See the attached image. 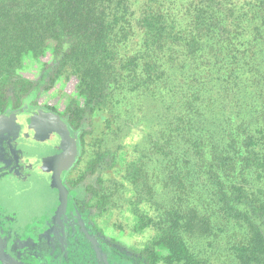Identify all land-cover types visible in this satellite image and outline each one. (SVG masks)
I'll list each match as a JSON object with an SVG mask.
<instances>
[{"label":"trees","instance_id":"trees-1","mask_svg":"<svg viewBox=\"0 0 264 264\" xmlns=\"http://www.w3.org/2000/svg\"><path fill=\"white\" fill-rule=\"evenodd\" d=\"M71 77L63 116L96 147L86 177L121 175L96 205L121 208L132 186L150 264H207L194 245L229 226L234 261L264 264V0H0V114Z\"/></svg>","mask_w":264,"mask_h":264},{"label":"rangeland","instance_id":"rangeland-1","mask_svg":"<svg viewBox=\"0 0 264 264\" xmlns=\"http://www.w3.org/2000/svg\"><path fill=\"white\" fill-rule=\"evenodd\" d=\"M49 60L50 58H47L43 61ZM40 73V66L37 65L23 71L22 76L29 80H37ZM76 87V78L64 79L56 83L50 90H44L37 98L29 99L25 106L29 110L43 109L46 111L53 108L61 119L64 117L63 114L69 100L76 93ZM2 122L5 126H1ZM63 124L66 125V123ZM0 133L2 134L0 141H3L2 149H8L12 157L16 156L13 160L19 161L22 166V169H16L14 173H6L5 176L0 173V224L4 225V228L0 229V236L7 237V241L4 239L7 242L6 247L0 248L2 251L0 264H10L5 261L10 257L13 264L26 262V259L21 258L20 253H15L11 247L15 239L28 236L31 232L37 233L44 230L48 223L65 209L69 199V194L64 190L65 179L70 172L68 179L75 184L77 181L80 183L75 187L80 188L79 193L82 191L80 196L84 197L79 198L77 205L81 211L89 213L93 228L107 243L113 257L119 261L128 259L133 264H150L149 260L144 257L143 250L153 231L149 229L139 232L134 230L136 217L132 212L130 201H128L132 200L131 196L134 194L132 186H129L130 192L127 199L122 202L121 208L108 207L106 212L101 213L96 205L99 200V194L96 192L99 193L101 189L100 181L103 180L107 183L110 179L118 180L121 175L119 176L120 171H118L117 165L114 166V163L109 162L110 168H105L102 171L97 169L94 175L89 174L86 177L87 163L93 152H96V147L90 145L86 149L83 148L81 132L69 128L67 137L62 139L48 127L23 125L17 122L14 115L5 114L0 117ZM143 135L142 130L135 129L121 140L122 145H125L123 157L126 160L131 158L130 146L140 143L143 140ZM6 136L10 137L14 149L7 145L9 139H6ZM115 146L112 145L113 149ZM111 153L113 152L111 151ZM83 180L85 181L82 184ZM258 185L264 190V178L259 181ZM76 195L78 196V193ZM132 202L136 203L137 201L133 200ZM241 239L242 230L229 226L227 232L207 237L206 242L194 245V247H206V251H202L201 256L206 257L207 264H237L227 250L231 245L240 242ZM210 240L209 248L208 241ZM39 245L42 244L38 242L36 246ZM29 263L28 261L27 264ZM200 264L206 263L202 261Z\"/></svg>","mask_w":264,"mask_h":264},{"label":"flooded vegetation","instance_id":"flooded-vegetation-1","mask_svg":"<svg viewBox=\"0 0 264 264\" xmlns=\"http://www.w3.org/2000/svg\"><path fill=\"white\" fill-rule=\"evenodd\" d=\"M41 111L56 115L53 108L46 111L43 109L29 110L27 106L18 110H10L5 114H12L15 116L18 123L27 125L25 123L26 120L23 118L21 119V115H29ZM5 114H0V117ZM60 120L66 123L67 126L64 117ZM1 126H5L4 122L1 123ZM58 135L60 136V134ZM1 136L2 134L0 133V137ZM6 137V139H9L7 145L11 149H14L15 147H12L13 144L10 137ZM0 142V173L2 176H5L4 174L6 173L16 172V169H22V166H20L21 163L17 160H13L16 156L12 157L8 149L3 150L1 146L3 145V141L1 140ZM14 152L16 153V151ZM69 175L65 179L64 190L69 194L65 209L50 221L44 230L37 233L31 232L28 236L15 239L11 248L15 253L19 252L21 258L26 259V262L22 264H27L28 261L30 262L29 264H133L128 259L119 261L113 257L107 243L102 240V237L99 236L98 232L93 228L89 219V213L81 211V208L77 205L79 198L84 197L80 196L82 194V191L79 193L80 188L75 187L77 186L76 184L80 185V183L78 181L76 184L73 183L68 179ZM84 181L85 180L81 181V183L83 184ZM76 193H78V196ZM2 228H4V225L2 226L0 224V229ZM0 238V248L2 246L5 248L7 242H5L4 239L7 237L5 236L4 238L0 236ZM38 242L42 245L36 246ZM19 248L21 249L19 250ZM1 252L0 250V254ZM10 258L5 261L6 263L13 264V260ZM21 261L23 260L21 259ZM16 263L20 264L18 262Z\"/></svg>","mask_w":264,"mask_h":264},{"label":"water","instance_id":"water-1","mask_svg":"<svg viewBox=\"0 0 264 264\" xmlns=\"http://www.w3.org/2000/svg\"><path fill=\"white\" fill-rule=\"evenodd\" d=\"M22 118L26 120L25 123L28 126L42 125V126L48 127L54 132H57L58 134H60L62 139L66 138L67 134L69 133L68 127L64 125L63 121H61L59 117L57 115H54L53 113L41 111V112L29 114V115L22 114L21 119ZM0 262L2 261L0 260Z\"/></svg>","mask_w":264,"mask_h":264}]
</instances>
